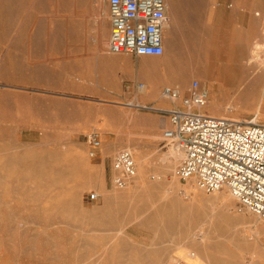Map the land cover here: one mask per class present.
Listing matches in <instances>:
<instances>
[{
	"label": "rangeland",
	"instance_id": "374dc122",
	"mask_svg": "<svg viewBox=\"0 0 264 264\" xmlns=\"http://www.w3.org/2000/svg\"><path fill=\"white\" fill-rule=\"evenodd\" d=\"M166 2L165 53L153 57L109 51L102 0H0V264H188L186 249L195 264H264V233L251 244L264 218L184 186L180 160L166 167L169 116L156 110L198 80L204 111L215 102L220 115L264 122V0ZM165 87L181 91L175 104ZM123 148L138 173L118 188Z\"/></svg>",
	"mask_w": 264,
	"mask_h": 264
},
{
	"label": "built area",
	"instance_id": "2783aa9c",
	"mask_svg": "<svg viewBox=\"0 0 264 264\" xmlns=\"http://www.w3.org/2000/svg\"><path fill=\"white\" fill-rule=\"evenodd\" d=\"M102 1L108 6V48L112 54L154 57L165 53L166 0ZM136 88L142 90L146 85L140 82ZM163 95L172 104L182 96L177 88H165ZM209 99L210 90L193 80L179 105L156 109L169 116L164 140L182 153L176 175L182 180H195L208 193L227 188L242 206L264 218V122L256 116L236 119L211 115L203 110ZM85 139L90 157L95 158L102 147L100 132L93 129ZM112 165L118 188L137 177V163L128 148L116 153ZM99 197L98 192H91L88 200L96 202Z\"/></svg>",
	"mask_w": 264,
	"mask_h": 264
},
{
	"label": "bare ground",
	"instance_id": "6f19581e",
	"mask_svg": "<svg viewBox=\"0 0 264 264\" xmlns=\"http://www.w3.org/2000/svg\"><path fill=\"white\" fill-rule=\"evenodd\" d=\"M165 42V41H164ZM217 81L216 82H219V87L220 88H223V87H226L227 85H228V87H231L232 86V88H235V87H238L239 89H238V91L240 92L241 90H242V88H241V85H239V84H233L234 83V81L233 80H231L230 78H228V79H224V78H218V79H216ZM226 81H227V83H226ZM230 81H232V82H230ZM233 85H234V87H233ZM263 86H264V84H263ZM165 88H172V89H175L176 90V88L175 87H165ZM164 88V89H165ZM178 89V88H177ZM263 89H264V87H263ZM141 90V89H140ZM147 90H146V88L145 89H142L141 90V92H146ZM181 92V91H180ZM147 93V92H146ZM154 94V93H153ZM161 96L162 97H164V95H163V91H162V93H161ZM160 96V97H161ZM165 98V97H164ZM168 98V97H167ZM167 98H165V99H167ZM167 100H169V99H167ZM169 101H171V100H169ZM210 101V100H209ZM172 102V101H171ZM132 104H134V103H132ZM140 105V103H138L137 102V106H139ZM154 107H156V106H154ZM216 107V104H215V102H212L211 103V105H210V108H209V114H211V115H214V116H223V115H220V114H218L217 113V111H215V108ZM160 109H162V108H160ZM225 116V115H224ZM263 116V115H262ZM236 119H239V118H236ZM171 146V145H170ZM168 151V153L165 155V160H166V164H167V168L169 169V170H171V169H173V167L175 166V165H177V163L179 162V160H181V158H182V153L180 152V151H178L175 147H169V149H167ZM178 182H173V184H177ZM196 183V181L195 180H193V179H188V184L187 185H184V186H186L187 188L188 187H192L194 184ZM179 184V183H178ZM197 184V183H196ZM217 194L218 195H220L221 196V198L223 199V200H225V201H228L229 202V200H230V198L231 197H233V195L231 194V192H230V190L229 189H227V188H224V189H222V190H219L218 192H217ZM252 230V229H251ZM253 231V233L255 234V236H256V239H255V241H253L251 244L252 245H257V243H256V241H258V239L260 238V236L261 235H263V233H264V230H263V226H260V225H255V227H254V229L252 230ZM261 242V241H260ZM192 249V248H191ZM196 251V250H195ZM252 252H253V250H252ZM197 253V252H196ZM255 254V253H254ZM183 257L185 258V260H186V262L188 263V264H195V262L196 261H202V259H201V257L200 256H198V255H196L195 253H193L192 251H190V250H187L186 249V252L183 254ZM201 264V263H200Z\"/></svg>",
	"mask_w": 264,
	"mask_h": 264
},
{
	"label": "crops",
	"instance_id": "0c3cea01",
	"mask_svg": "<svg viewBox=\"0 0 264 264\" xmlns=\"http://www.w3.org/2000/svg\"><path fill=\"white\" fill-rule=\"evenodd\" d=\"M103 61H107V60H103ZM106 63L108 64V66H109L110 68H113V67H115V66L117 65L116 62H108V61H107ZM109 78H110V77H109ZM107 82H108V83L111 82V83H112V86H114L115 83L117 82V80L115 81L114 78H110ZM114 87H116V86H114Z\"/></svg>",
	"mask_w": 264,
	"mask_h": 264
}]
</instances>
